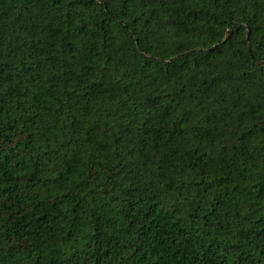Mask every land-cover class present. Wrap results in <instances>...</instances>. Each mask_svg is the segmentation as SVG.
<instances>
[{
	"label": "trees",
	"instance_id": "obj_1",
	"mask_svg": "<svg viewBox=\"0 0 264 264\" xmlns=\"http://www.w3.org/2000/svg\"><path fill=\"white\" fill-rule=\"evenodd\" d=\"M0 264H264V0H0Z\"/></svg>",
	"mask_w": 264,
	"mask_h": 264
}]
</instances>
